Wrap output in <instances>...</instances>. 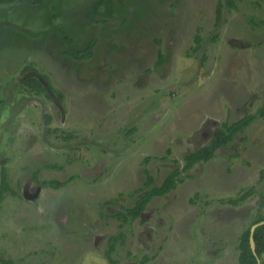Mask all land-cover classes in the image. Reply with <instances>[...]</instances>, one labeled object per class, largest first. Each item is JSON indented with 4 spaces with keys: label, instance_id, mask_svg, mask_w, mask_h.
<instances>
[{
    "label": "rangeland",
    "instance_id": "1",
    "mask_svg": "<svg viewBox=\"0 0 264 264\" xmlns=\"http://www.w3.org/2000/svg\"><path fill=\"white\" fill-rule=\"evenodd\" d=\"M217 1L0 4V264H238L264 214V0L224 4L218 25ZM89 44L88 58L64 53ZM33 73L50 96L22 82ZM252 114L181 170L215 128ZM175 168L173 190L114 218L153 186L145 170L159 186Z\"/></svg>",
    "mask_w": 264,
    "mask_h": 264
},
{
    "label": "trees",
    "instance_id": "2",
    "mask_svg": "<svg viewBox=\"0 0 264 264\" xmlns=\"http://www.w3.org/2000/svg\"><path fill=\"white\" fill-rule=\"evenodd\" d=\"M13 0H0L1 3H9L12 2ZM224 4L228 8H234L235 7V0H218L216 3L215 7V23L218 25L221 22L222 19V7ZM66 42H70V38L65 36ZM92 44H89L85 49H74L72 47L67 48L64 53L76 60H81L88 58L91 55L92 52ZM162 60V55L159 53L158 60L156 64H160ZM22 82L26 84L32 91L36 93L43 92L46 95L50 96L49 91L53 92L52 88L50 87L48 81L43 78L42 76L39 75V77L29 75L25 78H22ZM49 90V91H48ZM260 117L264 118V106L258 113ZM257 117V114H252V115H247L242 117L241 119L228 123L224 122L222 123L221 126L217 127L214 129L212 132V135L210 136L208 142L201 146L196 148L194 151L184 155L183 160H184V166L182 167V171H186L188 169H191L195 164L197 163H206L207 161L211 160L214 157L215 151L230 142L234 139V137L245 130ZM179 169L175 168L173 169L162 181V183L157 186L154 185V178L153 176L145 170L146 174V181L144 183L145 186H152L148 190H146L134 203L133 206L127 207L124 209L122 212H118L114 214V218L117 220L121 221V223H127L130 220L136 219L140 217L143 213V211L146 208V205L148 202L154 198L155 196H162L165 195L166 193L170 192L176 187V184L180 181L181 179L178 178L180 171ZM0 196L5 190V181L6 179L2 175L1 172V179H0ZM50 184H54L55 187L60 185V183L50 181L48 182ZM44 184H47V182H44ZM139 191V190H136ZM251 192L246 191L244 192L240 199L244 200L248 194ZM231 204H236L237 200H230ZM264 220V214L260 217H258L254 222H258ZM249 230L250 227H248L246 230H244L241 235H240V240L238 244V264H257L256 261V256L252 253L249 245ZM122 235L120 233L119 235H111L108 238V244H109V249L106 251V256L109 259V263H112L111 259V252L114 249V242L118 239V237ZM253 239L255 243V251L257 256L261 260L262 254H264V224L258 226L253 233Z\"/></svg>",
    "mask_w": 264,
    "mask_h": 264
},
{
    "label": "water",
    "instance_id": "3",
    "mask_svg": "<svg viewBox=\"0 0 264 264\" xmlns=\"http://www.w3.org/2000/svg\"><path fill=\"white\" fill-rule=\"evenodd\" d=\"M33 74H35L36 76H39L37 73H33ZM263 224H264V220L255 222L254 224L251 225L250 230H249V245H250V249H251L252 253L256 256L257 264H261V260L257 256L256 251H255V243H254V239H253V233H254V230L258 226L263 225Z\"/></svg>",
    "mask_w": 264,
    "mask_h": 264
}]
</instances>
